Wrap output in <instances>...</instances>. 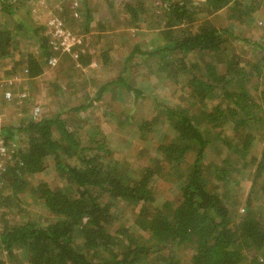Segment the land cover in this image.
Here are the masks:
<instances>
[{"label": "trees", "instance_id": "16d2710c", "mask_svg": "<svg viewBox=\"0 0 264 264\" xmlns=\"http://www.w3.org/2000/svg\"><path fill=\"white\" fill-rule=\"evenodd\" d=\"M70 2L55 10L81 38L71 53L57 55H72L64 73L107 72L114 38L146 33L84 102L35 118L25 105L18 122L0 126L7 148L0 264H264V36L250 40L235 29L255 24L264 0H105L120 20L118 32L94 22L90 0ZM13 6L0 0V62L33 81L56 52L47 23L24 24ZM24 34L35 52L19 50ZM236 45L250 57L245 63ZM139 66L146 69L141 76H160L180 94L136 123L139 135L153 140V152L132 168L125 157L113 158L104 138L79 136L89 122L80 113L106 92L142 99L132 83ZM50 84L47 106L60 89ZM84 86L66 91L82 96ZM49 168L58 187L33 180ZM116 209L127 219L120 221Z\"/></svg>", "mask_w": 264, "mask_h": 264}, {"label": "rangeland", "instance_id": "374dc122", "mask_svg": "<svg viewBox=\"0 0 264 264\" xmlns=\"http://www.w3.org/2000/svg\"><path fill=\"white\" fill-rule=\"evenodd\" d=\"M78 1L79 0H71L70 3L74 6L77 3L79 4ZM113 1L115 3L119 2V0ZM59 2H61V0H13V8L24 24H28L29 20L32 22L48 23L49 20L56 15L55 10L62 9V7H60L61 3ZM90 2L92 3H90V5L93 7L94 22L100 21L101 24L104 23L100 28L117 26L116 31H121L119 26L120 20L112 18L113 13L108 12L105 0H90ZM262 3L263 6L259 9L257 14L258 19L255 24L248 25V27L244 25L239 26V28L235 27L236 31L241 30L242 35L250 40H257L259 36H264V2ZM222 22L225 24V21L222 20ZM91 25L95 26L96 23L92 22ZM141 27L143 28L144 26L141 25ZM76 29L81 28L76 27ZM127 33L125 39H122L121 36L114 38V50L110 51L113 68L107 72L102 70L94 72L87 68L82 72L75 71V73H64L68 60L72 58V55L67 54V56L63 55L64 57H58L54 66H46L44 68V73L31 81L26 78L24 79L22 73H18L17 71L15 73L9 72V74L7 71L11 68V65L9 64L10 62H7L6 64H1L0 62V83L2 79H8L9 76L19 75L22 77L18 83L16 82L12 85L7 86L5 84H0V126L4 123L12 124L18 122L22 114L21 108L25 105V108L28 107L30 110H32L33 107L38 106L40 109L39 114L45 111L50 115L58 110L62 111L76 105L77 103L84 102V93H88L90 97L98 83L104 82L109 77L114 76L116 70L120 68L123 62V57L128 54L132 45L141 42L143 39L142 33L146 32L143 31L138 34L137 30H128ZM102 41L100 45L107 46L106 41ZM34 44V39L28 34H24L19 42V50L24 52L25 49H30L31 52H35L36 49L33 47ZM238 47L239 45H236L235 50L240 54L241 62L245 63L250 57L246 54L243 55ZM13 57L15 60H18L19 56L14 55ZM0 60L2 59L0 58ZM19 66L20 65L16 66L17 69ZM95 67V63H92L91 68L94 69ZM138 69L139 70H137V72L135 71V74L133 75L132 83L137 89L142 91V99H138L137 102L132 103L131 97L123 98V100L118 98L112 99L110 96L111 93L106 92L98 102H95L93 107L89 108L84 113H80V117L84 119L88 118L89 122L85 125L84 131L80 130L79 136L82 137V139H85L88 134L95 133L94 137L96 139L101 140L104 138L107 147L112 151L113 158L121 159L122 157H125L126 161L132 168H137L141 164H145L147 157L152 156L153 152V145L151 143L153 140L139 135L140 131L138 130V125H136V123L138 124V121L140 122L141 119H151L155 110L161 108L160 106L163 104L174 105L180 94V91L175 89L176 86H173L172 88L170 83L161 81L160 78L162 77L153 74L141 76V72H144L146 69L142 68L144 71H141L140 66ZM90 80L91 84L89 82ZM48 81L51 82L50 90L53 91L55 84L56 87L60 88L55 91V94L57 95L56 100L49 106H47V103L50 98L48 97V91L46 89ZM23 82L24 84H22ZM92 82L94 85H92ZM80 85H85L84 87H81L82 96H80L81 93L78 95L66 91L67 88L70 87L80 88ZM147 86L148 88L145 89L144 87ZM6 92L11 95L12 99L14 97L15 100H5L4 94ZM21 94H24V97H20L19 95ZM25 97L27 102L24 101ZM153 100L160 103H152ZM33 101H38L39 104L31 106ZM186 101L188 102L189 100ZM186 101L183 103H186ZM194 109H196V106ZM118 122H120V124ZM97 129L98 131L100 130V133H98ZM82 142L83 144L87 143V141L84 140ZM33 180L34 182H47L52 187H58L59 184V181L53 174L51 168L34 175ZM163 186L164 185L160 188L165 191ZM242 188L244 192L247 189V184H243ZM242 196V199H244L246 193H241L240 197ZM34 211L39 210L34 207L33 212ZM115 214L120 221H123L128 217L127 212L122 209H116Z\"/></svg>", "mask_w": 264, "mask_h": 264}, {"label": "built area", "instance_id": "2783aa9c", "mask_svg": "<svg viewBox=\"0 0 264 264\" xmlns=\"http://www.w3.org/2000/svg\"><path fill=\"white\" fill-rule=\"evenodd\" d=\"M76 5V4H75ZM73 15H76L74 10L72 11ZM49 32H50V39H49V45L52 51L56 52V55L51 57L48 60V63L50 66H54V64L57 62V58L59 54L61 53H71L73 50V47L80 43L81 38L74 35L69 29L65 27V25L62 22V19L58 16L54 15L49 22L47 23ZM22 77L19 75H13L9 76L8 79H2L1 85H12L13 83H18ZM20 97H24V94L19 95ZM5 100H11V95L9 93L4 94ZM40 109L38 106H35L31 110L32 117L35 118L39 115ZM7 152V148L4 145L3 141L0 139V170H3L4 168V158Z\"/></svg>", "mask_w": 264, "mask_h": 264}]
</instances>
